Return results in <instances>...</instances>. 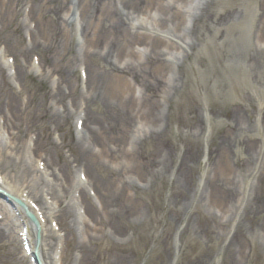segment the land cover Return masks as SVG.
<instances>
[{"label":"rangeland","instance_id":"374dc122","mask_svg":"<svg viewBox=\"0 0 264 264\" xmlns=\"http://www.w3.org/2000/svg\"><path fill=\"white\" fill-rule=\"evenodd\" d=\"M257 1L212 0L202 16L204 0L178 3L179 37L171 34L173 25L154 32L164 43L173 42L157 49L158 64L146 61L152 52L142 41L130 47L135 57L120 48L105 56L104 43L97 45L99 51L87 48L78 26L67 53L70 74L56 67L50 39L37 34L32 40L36 25L27 0L17 7V32L1 30L0 24V67L6 77L0 88V164L1 153L11 152L30 176L26 182L1 166L0 174L14 191H23L43 219L52 215L45 222L46 260L49 252L57 264H76L78 252L74 242L66 243V228L72 223L81 241V225L89 221L97 229L94 241L87 242L91 252L85 264H264V41ZM150 10L132 18L133 25L153 27L157 8ZM227 14L232 19L221 21ZM96 16L100 22L104 17ZM104 22L113 29L110 18ZM259 49L263 62L255 67L251 59ZM109 59L135 68L114 92L132 119L128 132L116 138L109 132L115 101L102 93L91 97L87 84L91 73L107 69ZM22 65L25 73L18 75ZM45 92L49 107L69 109L60 125L45 127L36 117ZM67 178L66 210L51 198L52 211L46 213V193H61ZM28 183L39 194L34 196ZM28 222L0 196V264H34L26 245L32 250L35 236L30 234L28 243L19 236ZM105 224L111 228L103 230Z\"/></svg>","mask_w":264,"mask_h":264},{"label":"bare ground","instance_id":"6f19581e","mask_svg":"<svg viewBox=\"0 0 264 264\" xmlns=\"http://www.w3.org/2000/svg\"><path fill=\"white\" fill-rule=\"evenodd\" d=\"M25 0H0V24H1V30L9 29L11 32H17L21 27V22L18 21L19 12L17 11V7L21 2ZM26 2L28 5L25 4L27 7V14L30 17V19L34 22L36 25L34 27V30L31 32V38L32 40H36L38 37L37 34H42L43 37L50 39V43L53 44L51 47L56 49L54 55L56 57L55 61L56 67L58 69H61L62 72H65L66 74H70V66L69 61L67 59V53L71 52L74 48V37L78 30V26L80 28L81 34L85 37L83 38L86 43V47L94 48L95 51L98 50L97 45L104 43L106 49H104L105 56H108L111 51L115 50V48L122 50L123 53H129V56L135 57L134 52L130 47H132L135 44H139L138 41H142L144 44H146L148 47H150L152 54H149L150 57L146 59L149 63H159L161 61V57L159 55V51L157 49L161 48V45L165 42L158 36V34H154V32H157L159 29H165L169 27L170 25H173L171 34L175 37H179L178 32L179 28L181 27L179 18L182 17L180 8L178 7L182 1L185 0H172L171 3H166L164 0H27ZM212 0H204V6L202 7V12L200 16H202L203 10L206 9L207 6L211 3ZM55 2L54 6H50L49 3ZM179 3V4H178ZM258 13V29H259V38L264 41V0H258L256 3ZM157 8V14L158 18L154 20V26L151 28H148L144 25L140 26H134L133 25V19L141 18L145 13H147L150 9ZM151 11V10H150ZM19 13V14H18ZM103 15L106 18H110L111 26H113L112 30L107 26L104 22V17H102L101 22L100 19L96 16V14ZM99 21H96L97 19ZM49 17V21L47 19ZM77 17V18H76ZM237 18V16H235ZM234 17V18H235ZM133 18V19H132ZM233 18V19H234ZM96 19V20H95ZM224 21H230L232 19L231 14L224 15L220 18V20ZM79 20V21H78ZM85 21V22H84ZM154 29V30H153ZM39 35V36H40ZM6 40H11V36L7 35ZM169 45H172L173 42H166ZM164 43V44H166ZM132 44V45H130ZM55 45V46H54ZM36 45L33 44V48H29V46L24 47L23 51H30L34 49ZM168 46V45H167ZM11 47V46H10ZM61 51L60 52V49ZM82 49V47L80 48ZM119 50V51H120ZM130 50V51H128ZM99 51V50H98ZM264 51V49L262 50ZM260 49L255 51L253 54V59H251L252 63L255 64V67H258L260 63L263 62L262 60V52ZM75 55V54H74ZM89 56L92 57L90 54ZM77 59V56H76ZM156 60V61H155ZM163 60V59H162ZM109 63H106L108 66L107 69L104 70V72H94L91 73L92 76L87 78V84L90 88L91 97L99 98V94L102 93L107 100L115 101L114 108H116V111H114V116L112 119V127L110 128L109 132L111 133L113 138L118 137V135H123L126 132H128L129 124L132 121L130 117V112L126 109V104L122 106L119 105L118 100L113 99L114 98V92L117 90H120L124 87L126 80L124 79L125 75H128V73L131 74V71L135 68L133 67H121L119 65L112 64L110 59L108 60ZM24 63H27V60L24 59ZM25 70L22 66H19L18 69V75L24 74ZM65 74V80L67 82L71 83V80L68 75ZM6 77L3 75V69L0 67V88L5 83ZM155 80L157 77L155 76ZM95 92L92 94V92ZM14 94H17V91L14 92ZM54 94V93H53ZM49 93L45 92L42 95V98L37 102V108L35 110V114L38 120H42L43 123H45V127L54 124V125H60V120L66 119L69 117V109L66 107L67 110L65 113L59 112L58 110L52 109L51 106L49 107L48 102V96ZM62 98L58 97L55 98L54 101L59 102ZM108 100V101H109ZM111 101V102H112ZM121 101V100H120ZM62 102V101H61ZM12 100L9 99L8 105L11 106ZM74 100L71 101V105L74 106ZM126 103V102H124ZM113 104V103H111ZM144 105L143 111H145L146 105ZM142 111V112H143ZM153 111V110H152ZM141 112V113H142ZM151 113V111H149ZM146 116V112H145ZM147 117V116H146ZM150 120L156 119V114L153 112L149 115ZM85 137V134H82V138ZM44 138H47L45 135ZM3 154V158L1 159V168L3 170H10L16 173V175L19 174L21 179L27 182L29 178V170L25 167H20V163L15 162L13 159L12 153H5L2 152L1 156ZM15 175V177H16ZM10 182H7V180L1 176L0 174V191L4 192L9 195L10 202H15L14 198L20 199L22 202H24L27 206V210L33 213L37 221L39 223L40 231H38V227L33 225L31 222H28L26 226H24L23 229L20 230L21 234L19 235L21 237V240L25 243H28L30 240V234L32 236H35L34 242L36 243L38 239V246H37V258L40 261V264H57V261L54 259L53 255L49 252L46 254L48 255V260L44 257V232H45V222H47L50 217L52 216L49 214L47 216V219H43V216L40 215V212L36 210V208L32 205V203L28 200L26 195L21 193V191L17 192L14 191L10 187ZM62 190L61 193H54L50 192V197H48V193H46L44 198V204L43 207L45 209L46 213H50L52 211L51 205L49 199H53L56 202L57 205L60 207V211L64 212L67 208V205L63 206V203L68 197L69 190L71 188V182L69 179H65L61 183ZM29 187L31 193L33 195L39 194L37 192L38 187H36L34 184L27 185ZM99 193V192H98ZM101 193V192H100ZM34 195V196H35ZM87 195V193H86ZM89 196V195H87ZM48 197V198H47ZM42 198V197H41ZM42 198V199H43ZM88 198V197H86ZM53 201V202H54ZM16 204V203H15ZM92 204V201H91ZM17 205V204H16ZM93 205V204H92ZM95 206V205H94ZM17 209L21 210L22 208L19 207V205L15 206ZM23 210V209H22ZM60 212V213H61ZM52 221V219H51ZM219 227V226H218ZM103 230H106V228H111L110 225H103ZM1 229V226H0ZM96 224L93 225L89 223V221L84 222L81 225V233L83 240L76 241L75 237V230L72 223L68 224L67 230V236L65 237L66 243L74 242L75 248L78 252L76 257V264H85L88 258V255L90 254L91 250L88 246V243H91L94 241V237L92 235L93 231H96ZM50 235L49 238L52 237V234H55L53 232V227H50ZM1 233V230H0ZM46 235V234H45ZM0 238H2V235H0ZM235 239L234 237L231 238L230 244L228 246H232ZM34 243V244H35ZM37 244V243H36ZM49 250V249H48ZM34 256V252L32 251L30 254V257Z\"/></svg>","mask_w":264,"mask_h":264},{"label":"water","instance_id":"95a60500","mask_svg":"<svg viewBox=\"0 0 264 264\" xmlns=\"http://www.w3.org/2000/svg\"><path fill=\"white\" fill-rule=\"evenodd\" d=\"M0 193L1 194H3V195H6L7 196V194L6 193H4V192H2V191H0ZM8 197H9V195H8ZM13 199H14V201L15 202H17L20 206H22L23 208H24V210H25V212H26V214H27V216L29 217V219L38 227V222H37V219H36V217L31 213V212H29L26 208V205L21 201V200H19V199H17V198H14L13 197ZM37 244H36V248H35V252H34V255H35V257H36V260H37V263L38 264H40V262H39V259L37 258V246H38V239H37V242H36Z\"/></svg>","mask_w":264,"mask_h":264}]
</instances>
